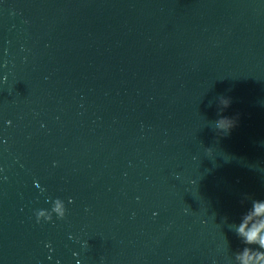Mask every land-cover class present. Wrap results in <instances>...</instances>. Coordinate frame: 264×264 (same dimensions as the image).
Segmentation results:
<instances>
[{
  "label": "water",
  "instance_id": "water-1",
  "mask_svg": "<svg viewBox=\"0 0 264 264\" xmlns=\"http://www.w3.org/2000/svg\"><path fill=\"white\" fill-rule=\"evenodd\" d=\"M253 200L264 0H0V264H264Z\"/></svg>",
  "mask_w": 264,
  "mask_h": 264
},
{
  "label": "clouds",
  "instance_id": "clouds-1",
  "mask_svg": "<svg viewBox=\"0 0 264 264\" xmlns=\"http://www.w3.org/2000/svg\"><path fill=\"white\" fill-rule=\"evenodd\" d=\"M230 103L231 101L228 98L221 99L223 108L229 107ZM235 125V119L221 116L215 122V129L227 135ZM241 219L242 222L237 227V234L243 239L245 245H258L261 251H256L255 254L259 259L264 260V200H253L251 207L242 214ZM36 221L40 223L38 218H36ZM252 251L250 247H245L242 254H238L242 264H250L253 259L252 255H250Z\"/></svg>",
  "mask_w": 264,
  "mask_h": 264
}]
</instances>
